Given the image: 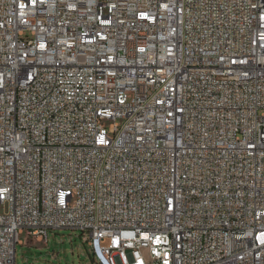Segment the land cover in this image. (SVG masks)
I'll return each mask as SVG.
<instances>
[{
	"label": "built area",
	"instance_id": "2783aa9c",
	"mask_svg": "<svg viewBox=\"0 0 264 264\" xmlns=\"http://www.w3.org/2000/svg\"><path fill=\"white\" fill-rule=\"evenodd\" d=\"M0 204V264H264V0H0Z\"/></svg>",
	"mask_w": 264,
	"mask_h": 264
},
{
	"label": "rangeland",
	"instance_id": "374dc122",
	"mask_svg": "<svg viewBox=\"0 0 264 264\" xmlns=\"http://www.w3.org/2000/svg\"><path fill=\"white\" fill-rule=\"evenodd\" d=\"M7 208L0 204V215ZM86 238L87 233L73 230L50 231L47 241L24 234L22 245L17 246L16 264H98Z\"/></svg>",
	"mask_w": 264,
	"mask_h": 264
}]
</instances>
